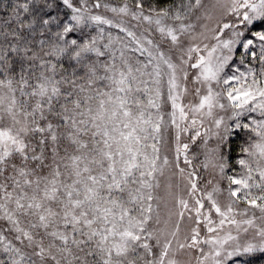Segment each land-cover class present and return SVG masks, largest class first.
Wrapping results in <instances>:
<instances>
[{"label": "snow or ice", "instance_id": "snow-or-ice-1", "mask_svg": "<svg viewBox=\"0 0 264 264\" xmlns=\"http://www.w3.org/2000/svg\"><path fill=\"white\" fill-rule=\"evenodd\" d=\"M0 264H264V0H0Z\"/></svg>", "mask_w": 264, "mask_h": 264}]
</instances>
